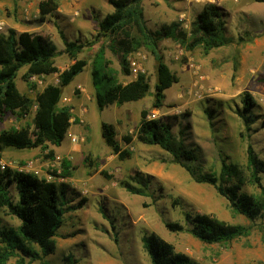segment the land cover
Returning <instances> with one entry per match:
<instances>
[{
    "label": "rangeland",
    "instance_id": "obj_1",
    "mask_svg": "<svg viewBox=\"0 0 264 264\" xmlns=\"http://www.w3.org/2000/svg\"><path fill=\"white\" fill-rule=\"evenodd\" d=\"M38 2L0 0V33L13 28L45 35L57 51L54 61L58 72L25 77L27 66L15 71L17 88L31 99L32 107L23 116L7 111L0 120V132L15 128L31 137L36 133L33 116L38 99L50 85L59 83L60 72L74 61L65 52L61 35L85 44L76 57L87 64L62 87L59 105L69 106L72 114L62 143L55 146L46 141L34 148L2 151L1 161L7 167L67 185L64 220L53 236L54 252L27 264H149L142 239L150 232L200 264H264V216L251 221L235 213L213 185L195 181L167 151L136 138L140 112L150 108L148 117L173 121L175 138L194 149L196 159L192 164L197 172L219 177L223 161L243 169L248 144L264 160V2L141 1L143 18L150 29L178 21L188 30L207 2L216 4L224 19L227 42L223 45L187 49L171 38L159 41L163 60L177 76L165 90L159 108H151L157 76L152 53L143 47L128 53L131 72L125 74L117 54L108 46L109 37L98 28V20L112 11L107 0H57V8L44 20L40 19ZM100 49L119 82L126 84L145 72L150 92L141 99L114 102L99 109L90 68ZM132 58L136 69L129 64ZM245 92L254 99L248 109L252 120L249 126L239 113ZM103 121L114 125L118 142L131 151L128 158L119 159L106 145L100 133ZM126 134L132 137L129 143L123 140ZM135 175L144 177L148 186L134 181ZM125 181L141 187L145 194L131 193ZM261 184L264 186V175ZM8 189L16 200L14 185ZM242 190L251 193L259 188L245 184ZM186 213L205 214L252 229L246 236L220 244L204 243L185 229L166 228L165 221L188 227ZM19 224L17 217L0 208V227L16 228ZM17 259V255L11 256L5 264H17Z\"/></svg>",
    "mask_w": 264,
    "mask_h": 264
},
{
    "label": "trees",
    "instance_id": "obj_2",
    "mask_svg": "<svg viewBox=\"0 0 264 264\" xmlns=\"http://www.w3.org/2000/svg\"><path fill=\"white\" fill-rule=\"evenodd\" d=\"M112 11L98 20L100 32L109 37V48L117 54L120 66L125 74H130L127 54L140 48L148 49L156 60V81L153 84L151 108H159L163 104L165 90L177 81V76L170 70L159 51V41L171 38L183 44L187 49L202 46L209 49L227 42L224 35V19L221 9L214 3L207 2L191 22L188 30L180 22L172 21L159 28L150 29L143 18L142 0H107ZM264 2V0H256ZM57 0H39L40 19L55 10ZM64 40V50L74 61L59 74V83L50 85L45 94L38 99L33 122L36 127L34 136H28L22 130L11 128L0 132V161L5 148L29 149L42 146L49 141L59 146L70 125L72 116L70 107L59 105L62 87L67 85L80 73L87 61L77 58L84 47L79 41ZM57 51L50 45L45 35L28 30L17 32L9 28L0 33V120L7 111L23 116L30 111L32 101L19 92L14 81L15 71L27 66L25 77L40 73L58 72L54 58ZM91 83L95 91V100L99 109L111 103H123L143 98L150 92V84L145 72H139L135 79L123 84L117 80L115 72L106 65L103 51L100 49L90 68ZM254 99L247 92L243 94L242 109L239 111L244 123H251L248 109ZM150 108L140 112L139 129L136 138L147 144L157 145L167 151L172 160L183 166L197 182L213 185L218 193L230 204L235 213H239L251 221L264 216V186L261 176L264 175V160L258 158L250 144L246 148V162L243 169L236 164L222 163L220 176L197 172L193 167L196 159L194 149L185 147L182 140L175 138L172 132L173 121L167 117H148ZM101 137L119 159L128 158L131 151L123 148L116 138L114 125L101 122ZM131 135H124L126 143ZM104 176H109L101 171ZM134 181L144 187L146 179L135 175ZM13 184L17 198L14 200L8 186ZM245 184L258 186V192L242 190ZM125 187L131 193L145 194L141 187L128 181ZM65 183L38 177L32 173L13 170L0 164V208L14 215L20 224L14 228L0 227V264L14 255L18 256L17 264H27L54 252L53 236L64 220L66 201ZM81 205V202L78 203ZM188 227L178 222L165 221L171 231L187 230L204 243L226 244L232 240L246 236L252 227L244 224H226L205 214L190 215L186 213ZM143 247L148 255L149 264H200L189 255L176 251L174 246L150 232L142 239ZM27 258V260H25Z\"/></svg>",
    "mask_w": 264,
    "mask_h": 264
},
{
    "label": "built area",
    "instance_id": "obj_3",
    "mask_svg": "<svg viewBox=\"0 0 264 264\" xmlns=\"http://www.w3.org/2000/svg\"><path fill=\"white\" fill-rule=\"evenodd\" d=\"M129 64H130V66L131 67H134L133 69H136V67H135V65H136V62H135V60L132 58V59H129ZM71 141H75V138L74 137H72L71 138ZM0 164H1V167L3 168L4 166H5V164L4 163H2V161H0ZM20 171H22L21 169H20ZM48 179V178H47Z\"/></svg>",
    "mask_w": 264,
    "mask_h": 264
}]
</instances>
